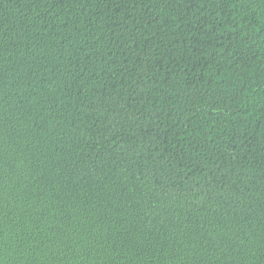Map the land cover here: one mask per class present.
Instances as JSON below:
<instances>
[{"label":"trees","instance_id":"obj_1","mask_svg":"<svg viewBox=\"0 0 264 264\" xmlns=\"http://www.w3.org/2000/svg\"><path fill=\"white\" fill-rule=\"evenodd\" d=\"M0 264H264V0H0Z\"/></svg>","mask_w":264,"mask_h":264}]
</instances>
